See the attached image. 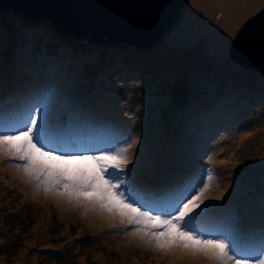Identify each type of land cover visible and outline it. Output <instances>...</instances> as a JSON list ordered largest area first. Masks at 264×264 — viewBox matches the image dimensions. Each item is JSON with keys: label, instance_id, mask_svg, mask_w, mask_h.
I'll use <instances>...</instances> for the list:
<instances>
[{"label": "rangeland", "instance_id": "374dc122", "mask_svg": "<svg viewBox=\"0 0 264 264\" xmlns=\"http://www.w3.org/2000/svg\"><path fill=\"white\" fill-rule=\"evenodd\" d=\"M214 2L230 21L229 39L221 50L210 47L220 21L214 19L209 26L201 22L205 0H189L177 26L152 47L127 43L85 46L71 39L70 43L78 48L61 45L57 55L48 46V41L61 39L57 27L35 20L39 28L30 29L29 23L16 24L13 13L0 10V84L6 80V88H11L10 96L2 93L0 105H10L4 114L13 116L9 115L13 107L16 114L24 106L35 108L41 104L47 105L52 119L57 114L60 119L66 113L76 117L84 111L103 113L111 120L114 133L112 143L104 147L120 149L133 142L128 169H136V187L149 193L153 186L145 188L144 178L148 177L146 183L150 185L153 159L171 153L158 146L160 139L170 136L178 116L196 109L197 103L208 102L200 103L204 105L201 108L207 107L203 112L211 110L208 115L203 113L205 118L200 117L205 126L182 125L194 136L193 142L202 136L201 147L195 151L199 155L190 150L176 160L177 164L169 162L168 170L181 181L183 177L177 174L185 177L189 170L185 164L190 162L197 161V168L204 166L205 171L213 170L215 179L205 203L222 207L219 211L209 208L204 217L216 219L220 228L215 232L227 231L233 236L237 232L232 227L238 231L244 227L241 234L245 237L248 230L256 228L264 234V74L246 69L229 56L237 31L264 7V0ZM178 94L180 101L185 97L191 105L182 110L174 106L180 103ZM4 117H0V124ZM201 130L208 132L201 135ZM171 136L177 140L178 133ZM61 146L71 149L68 144ZM188 147L194 148L192 143ZM1 159L0 264H167L173 260L178 264H209L204 259L165 256L129 235L133 226L124 228L116 221L117 226L112 227L106 217L85 214L83 208H71L42 189L37 191L33 183L25 181L21 169L5 171L14 160ZM157 164L159 173L165 175L164 165ZM80 167L90 170L92 165L83 162ZM231 168L235 173L230 172ZM14 179L9 185L7 180ZM178 183L172 186L182 188ZM220 193L223 197L214 199ZM230 201L234 209L228 211ZM240 207H244L243 213ZM222 217L224 230L223 223H219ZM251 264H256L255 258Z\"/></svg>", "mask_w": 264, "mask_h": 264}, {"label": "snow or ice", "instance_id": "6c2138e0", "mask_svg": "<svg viewBox=\"0 0 264 264\" xmlns=\"http://www.w3.org/2000/svg\"><path fill=\"white\" fill-rule=\"evenodd\" d=\"M0 131V156L23 162L25 181L37 191L66 203L74 209L83 208L106 217L112 227L116 221L124 228L133 226L129 235L144 241L165 256L204 259L209 264H251V257L239 255L232 235L205 231L196 226L211 205L215 179L209 169L198 182L175 194L148 196L136 187V169L128 152L133 142L124 148L67 151L52 134L48 107L41 104L29 111L27 119ZM91 162V169L81 168ZM223 193L215 196L219 200ZM203 206V207H202ZM264 264V253L255 257Z\"/></svg>", "mask_w": 264, "mask_h": 264}, {"label": "water", "instance_id": "95a60500", "mask_svg": "<svg viewBox=\"0 0 264 264\" xmlns=\"http://www.w3.org/2000/svg\"><path fill=\"white\" fill-rule=\"evenodd\" d=\"M189 0H0V10L46 20L69 38L93 43L156 45L182 18ZM230 58L264 74V7L237 31Z\"/></svg>", "mask_w": 264, "mask_h": 264}, {"label": "trees", "instance_id": "16d2710c", "mask_svg": "<svg viewBox=\"0 0 264 264\" xmlns=\"http://www.w3.org/2000/svg\"><path fill=\"white\" fill-rule=\"evenodd\" d=\"M11 17L13 18V20L15 21L16 24H21L23 22H27L29 23V26H30V29H38L39 27V24L35 23L33 24L34 22L30 19H27V18H24V17H21V16H18V15H14L12 14ZM22 20V21H21ZM20 22V23H18ZM46 22V21H45ZM49 23V22H48ZM25 23H23L24 25ZM45 34L47 35V33L45 32ZM59 37H61V39H53L51 41H48L49 43V50L52 51V53H54L55 55H57V47H60L62 45V47H69V48H72V49H77L78 47H76V45H72L70 43L71 39H69L68 37H65L63 35H58ZM48 38H50L48 35H47ZM67 40H69L67 42ZM60 41V42H59ZM75 41V40H74ZM70 44V46L67 44V43ZM75 42H82V41H75ZM85 46H96L98 47L97 45L93 44V43H89L91 45H89L88 43L86 42H82ZM34 60H29V62H32ZM99 64L96 65V67H98ZM90 66L88 67V70H89ZM119 82V81H118ZM7 84H6V80L5 81H2L1 84H0V102L3 101L2 100V93L5 92V95L6 97L10 96L11 94V88L7 87ZM9 86V85H8ZM35 91H37V88L35 89ZM177 99L180 101V95L178 94L177 95ZM191 100L189 101V103L187 102V98H183L180 103H177L174 104L175 105H178L180 107V110L183 109L184 106L186 105H191ZM202 104H206L208 102H200ZM200 103H197V106L195 105V108L196 109H193L191 111H186L182 114V116H178L177 120L175 121V123L173 124V126H171V129H170V136H168L167 134L160 139L159 141V145L162 149H168L171 151V153H169L167 156H164V157H161L159 159H153L154 160V171H153V175L151 177H160V178H167V179H164V181H166L164 185H162L161 187L159 188H154L153 187V191L152 190H149V193H145L143 191V193L145 195H148V196H162L164 195L165 193L167 194H175L179 189L181 188H176V186H172V184L174 182H172L173 180H176L175 182H178L180 181V184L178 183L177 186L180 187V186H184L185 184H188L189 181L195 183V182H198L199 179L201 178L202 174H204L206 171L204 170V166L202 168H197L199 167L197 161H193V162H190L188 164H185L186 167L189 168V170L186 171V175L185 177L178 173L177 176H179L180 178L183 177V181H181L179 178L176 177V175L174 173L170 174V171L168 170L169 169V162H172V161H175V163L177 164L176 160L181 157L184 153H187V152H190V150H192V152L195 154H197V152H195L200 146L199 144V141H202V136H198V140L197 141H192V138L194 137L192 134H190L189 132L185 131L184 129H182V125H184L185 127H194V128H200L202 126H205V122H201L200 120V117L201 118H205L203 117V113L205 114H210L211 113V110H209L208 112H203V109L207 108V107H204V108H201L202 106L204 105H201ZM5 102H3L1 105H0V117L1 116H5L4 117V123L2 122L0 124V128L2 126H11L15 123H18L20 120H23V119H27V115L29 113L30 110H32L34 108L33 105H27V106H24V108L22 107V109H18V113L14 114L15 113V109L13 108H10L12 114L10 113L9 111V115H13V116H6L4 114V112L6 111L5 110ZM18 103L16 102L15 103V107L18 108ZM9 104L6 105V108L8 109L9 108ZM100 107V108H99ZM102 105H99L98 106V110L102 111ZM21 110L23 112H21ZM95 112V113H94ZM182 112V111H181ZM59 114H57L56 116H54L53 120L56 122L57 124V118H59ZM66 116H67V113L61 118L58 120V122H62L63 125H66V124H69L71 123L76 129L79 128L81 125L85 124V121L86 120H91L92 122H95V121H98V122H102L104 125H107V126H111L112 122L111 120L105 116L103 113H98L97 111L95 110H91V111H84V113L82 115H79L78 117H76L74 120H72V122H67L66 121ZM196 120V122L194 123V121ZM199 120V122H197ZM3 121V120H0V122ZM192 122V124L190 125V123ZM97 129H98V132L97 135L94 137H99L101 135H103L105 138H107L108 140H111L113 139L112 136H114V133H112L111 130L109 129H106V128H100L99 126L97 125H94ZM93 128V127H91ZM178 130H177V129ZM2 131L5 130L4 127L1 128ZM208 132V130H201L199 134H204ZM172 133H178V138L177 140L173 139L171 134ZM196 135H198V133H195ZM192 143V146L194 148H191V147H188V144ZM174 152H179L177 155L174 153ZM192 154V153H191ZM199 155V154H197ZM195 156V155H194ZM197 159V158H196ZM157 162H161V164L164 165V171L166 172H163V173H166L165 175H161L162 173H159V171L157 170ZM176 164H175V167H176ZM197 168V169H196ZM194 169V170H193ZM193 171V172H192ZM176 177V178H175ZM147 179L148 177L144 178V181H145V188H149L152 187L151 185H147ZM153 180V179H152ZM150 180V182L152 181ZM149 182V183H150ZM165 185L168 186V188H164ZM139 189V188H138ZM248 199V198H247ZM247 199H244L243 202H246ZM218 206H221L222 205H218L217 203H215L214 206L210 207V209L212 210H216V211H219V207ZM234 209V206H233V201H230L227 205V210L230 211ZM240 211L241 213H243L244 211V207H240ZM205 216V215H204ZM202 217L201 219H199L197 222H196V225H198L197 227L202 229V230H207L208 228V225L206 226V224H211L210 220H207L205 219V217ZM213 225V224H212ZM217 226V225H216ZM256 229H259V228H256ZM256 229H252L253 231L256 230ZM258 231V230H257ZM236 242V241H235ZM250 245V243L248 241H245L243 243V245Z\"/></svg>", "mask_w": 264, "mask_h": 264}, {"label": "bare ground", "instance_id": "6f19581e", "mask_svg": "<svg viewBox=\"0 0 264 264\" xmlns=\"http://www.w3.org/2000/svg\"><path fill=\"white\" fill-rule=\"evenodd\" d=\"M205 3H206V8H203L204 14H203V18L201 20L202 25L203 26H207L214 19H217V20L220 21V25L217 27L214 39L212 40V44H210V47H212V48L214 47L216 49L218 48L220 50L221 49H225V47L227 45V41L229 39L228 27H229L230 21H229V19L226 21V19L224 17V10L221 7H219L218 4L216 2H214V0H205ZM226 15H228V14H226ZM202 25L199 26V27H202ZM214 29H215V26H214ZM6 105H5V110H7ZM24 120H26V119L20 120L18 122V124L22 123ZM50 120H51V124H52V127H53L52 134L58 133L59 132V127L55 125L56 122L52 118H50ZM1 161H2V159H1V156H0V162ZM13 162H15V163L12 164V165L9 164L10 166L9 165L5 166V171L6 170H11V173L15 172V170H16L15 168L17 167L16 165L18 163H20V162H18V161H13ZM235 171L236 170L234 168H231V170H230V172H232V173H235ZM16 174L21 175L23 173H22V171H19V172L16 171ZM0 177H2V175H0ZM232 177H234V175ZM164 179H167V178L154 177L153 180L150 182V185H152L154 188H159L162 185L167 183L166 181H164ZM176 180H174V182ZM0 181H4V179L0 180ZM14 181H16V180L15 179L12 180V181L7 180L9 185L12 184ZM252 224L256 225V223H254V222ZM173 263H177L178 264V262L176 260H173V262L169 261L167 264H173Z\"/></svg>", "mask_w": 264, "mask_h": 264}, {"label": "clouds", "instance_id": "9594fccd", "mask_svg": "<svg viewBox=\"0 0 264 264\" xmlns=\"http://www.w3.org/2000/svg\"><path fill=\"white\" fill-rule=\"evenodd\" d=\"M16 15V14H15ZM18 16H20V15H18ZM22 17V16H21ZM24 18H26V17H24ZM27 19H30V18H27ZM30 20H32L34 23H35V20H33V19H30ZM44 21H46V20H44ZM46 22H48V21H46ZM58 32V31H57ZM62 35V34H61ZM64 36V35H63ZM66 37V36H65ZM69 38V37H68ZM69 39H72V40H75V41H82V42H86V43H93V41H89V40H78V39H73V38H69ZM93 44H97V43H93Z\"/></svg>", "mask_w": 264, "mask_h": 264}]
</instances>
